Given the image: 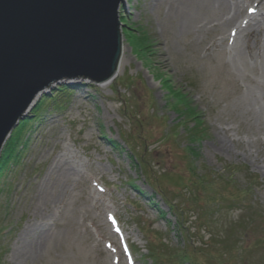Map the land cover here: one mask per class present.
<instances>
[{"label": "rangeland", "instance_id": "rangeland-1", "mask_svg": "<svg viewBox=\"0 0 264 264\" xmlns=\"http://www.w3.org/2000/svg\"><path fill=\"white\" fill-rule=\"evenodd\" d=\"M121 6L119 75L109 86H51L0 167V264H189L174 254L189 247L201 249V264H264V0ZM137 36L151 44L149 60ZM163 82L201 111L200 136L188 135L194 122H182ZM62 85L73 88L64 98ZM58 159L67 181L50 178ZM44 230L30 257L15 260L23 235Z\"/></svg>", "mask_w": 264, "mask_h": 264}, {"label": "water", "instance_id": "water-1", "mask_svg": "<svg viewBox=\"0 0 264 264\" xmlns=\"http://www.w3.org/2000/svg\"><path fill=\"white\" fill-rule=\"evenodd\" d=\"M125 0H0V154L38 94L57 81L112 80Z\"/></svg>", "mask_w": 264, "mask_h": 264}, {"label": "trees", "instance_id": "trees-1", "mask_svg": "<svg viewBox=\"0 0 264 264\" xmlns=\"http://www.w3.org/2000/svg\"><path fill=\"white\" fill-rule=\"evenodd\" d=\"M132 43L134 44L133 46H135V49H137V52L142 57H144L147 60H149L148 57H150V55H151V51H150L149 47H151V44L147 45L148 44L147 39L145 38V40H144L143 38H140L139 36H137L136 38H134ZM164 86L166 87V89L168 88L167 91L172 95L173 102H171V103L173 105V109H175L178 113L181 114L180 116L182 118V122H184L186 120H188V122H190V121L194 122L193 123V127L189 128L190 130L188 129L189 130L188 135H192L193 137H196L198 135L200 136L201 135V128H199V126L203 123L201 111L198 110L197 107H195L192 104V101H191V99L189 98V96L187 94H184L182 92H176V93L172 92L168 82L164 83ZM57 91H58V93L62 94L63 95L62 98H64V96L67 95V93L69 91H71V92L73 91V88H71L69 85H62V86L59 87V89ZM44 98H48V96H45ZM42 100H44V99H41L39 101V103H38L39 105H36L33 108V110L36 108L34 110V112L32 111L33 115H37L43 109L44 103H43ZM52 100L56 103V99L54 97L52 98ZM44 102H45V100H44ZM58 106H61V104H58ZM37 108H39V109H37ZM27 118L28 117H26L23 120H21L19 122V125L11 132L10 138H13L12 141H14V142L12 143V141H11V143L8 145V148L5 149L6 153H4L3 156L0 159V167L3 166V164L7 162V158L11 154L14 153L15 144L20 139L22 133L24 132L26 126L28 125L27 121L29 119L27 120ZM182 122L180 124H182ZM188 126L189 125H187V124L185 125L186 129H187ZM177 128L179 129V127H177ZM174 132H175L174 134L176 136H177V134H179V130L178 131H174ZM121 137L124 139L126 144L129 146L130 150L133 152V155H134L133 157L135 159H138L137 160L138 162L140 161L141 163H144L145 162V158L142 157L140 154H138V151L135 148L133 149L131 147L132 145L129 144L130 140L127 137H125L124 135L121 136ZM108 142L111 144V147H114L115 149H117V147H119L120 149H123L120 144H116L115 142H113L110 139L108 140ZM188 148L189 149H188L187 153L193 155L192 148L190 146H188ZM140 162H139V164H140ZM142 167H143L142 170L146 174V176L148 178V181L150 182V184H152L151 176L149 175L148 168L144 164H141L140 168H142ZM229 169L232 170L231 173H234L236 170H238V167L229 166ZM198 179L200 180L199 182H198L197 178H195V182H194L195 185H198L203 180L200 177H198ZM196 182H198V183H196ZM152 186H153V188L155 190H157L155 184H153ZM163 198H164V201H165L166 205L168 206V208L171 211H173L174 213L176 212L178 221L180 222V220H183L182 215H181V213L183 212L182 207L177 208L176 204L173 203L172 200H170V199L168 200L166 198V196H163ZM241 201L242 200H240V202ZM253 209L254 208L252 207V213H253L252 216L256 215L257 213H263V211L260 210V209H254L255 211H253ZM179 212H180V215H179ZM207 213H209V212L202 211V215L204 217L208 216ZM180 216H181V218L179 219ZM181 227H183V226H181ZM200 243H201V241H200ZM205 245H208V242H204V243L202 242L201 243V247H203ZM221 245H223V244L221 243ZM189 246H191V245H189ZM155 249H156L155 247L151 248L149 246L148 250L150 251V255H151L150 257H151L152 262H159V260H160L159 257H162V255H161L162 253H160L159 251L156 253ZM199 250H201V249H199ZM199 250H197L195 247H189L188 249L187 248L186 249H175L174 250V254H175V256H177L179 258V260L181 262H187L189 264H201L198 261V259L196 258V254L201 252ZM212 258L217 259V257H212ZM219 259H217V260H219ZM156 264H158V263H156ZM179 264H181V263H179ZM212 264H215V263H212Z\"/></svg>", "mask_w": 264, "mask_h": 264}, {"label": "bare ground", "instance_id": "bare-ground-1", "mask_svg": "<svg viewBox=\"0 0 264 264\" xmlns=\"http://www.w3.org/2000/svg\"><path fill=\"white\" fill-rule=\"evenodd\" d=\"M120 8H122V6ZM247 14H249V11H247ZM250 19H252V21H255V17L254 16L250 17ZM257 26H258V30H260V26L259 25H257ZM121 63H122V59H120L119 67H118V70H117V73H116L115 77L112 80H110V81H106V82L100 83L102 86H109L112 83V81L119 75ZM66 81L72 82L73 84L74 83H77L78 84V82H79V80H76V79L64 80V81L62 80V81H57V82H55L52 85L55 86L56 84H59V83L62 84V82H66ZM47 90L48 89H46V90H44V91H42V92H40L38 94V96L36 97V99L33 102V105H31L30 108L27 110V112L24 114V117L25 116H28V114H30L32 112L33 108L41 100V98L44 95V93L48 92ZM24 117L22 119H24ZM20 121L21 120H19V122ZM59 163H60V160L59 159L53 161L54 168H53V170H52V172L50 174V178L52 179V175L55 174V173H57V177L59 178V180L65 179V181H67L69 179V176H70V172L68 171V168H67L68 167V164L66 162H63L61 164V167L58 168V164ZM56 168H58V169L56 170ZM44 201L46 203V199L45 198H44ZM38 204H39V201L37 202L36 209L38 207ZM47 233L48 232L46 230H44L43 232H37L36 231V233L33 235V237H34L33 239L29 238V236H27L28 234L27 235H23V238H22V241L20 242V244L17 243L20 246L17 249V252H16V254L14 256V259L17 260L19 258H23L24 259L26 257H30V254L35 251V248H36L35 245H37L38 242L40 241V239H42Z\"/></svg>", "mask_w": 264, "mask_h": 264}]
</instances>
